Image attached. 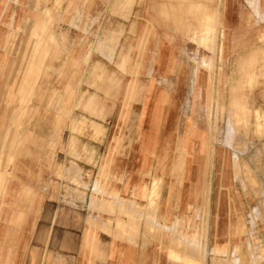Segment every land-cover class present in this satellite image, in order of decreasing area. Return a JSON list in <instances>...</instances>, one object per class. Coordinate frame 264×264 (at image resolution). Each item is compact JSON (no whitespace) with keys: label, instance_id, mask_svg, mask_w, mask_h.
Segmentation results:
<instances>
[{"label":"rangeland","instance_id":"1","mask_svg":"<svg viewBox=\"0 0 264 264\" xmlns=\"http://www.w3.org/2000/svg\"><path fill=\"white\" fill-rule=\"evenodd\" d=\"M246 3L257 5L0 0V198L13 185L1 227L18 230L33 208L30 166L43 147L44 196L65 184L66 196L90 198L91 238L150 247L171 264H264V94L246 92V50L216 60L221 24L196 8L218 4L224 16L235 4L246 31ZM228 83L234 91H216ZM89 119L100 123L94 133ZM142 152L143 169L115 167ZM130 180L132 191L116 193Z\"/></svg>","mask_w":264,"mask_h":264},{"label":"crops","instance_id":"2","mask_svg":"<svg viewBox=\"0 0 264 264\" xmlns=\"http://www.w3.org/2000/svg\"><path fill=\"white\" fill-rule=\"evenodd\" d=\"M256 3V6L249 3L245 5L246 16H243L242 19H246V31L245 26L236 25L235 4L226 9L227 14L224 13V16L223 13L221 14L222 10L220 9L222 8L218 4L217 6L201 4L200 6H196V8L201 9V14L205 13V15H201L202 18L209 16L213 19L214 17L213 20H216V22L218 20L221 24L220 30H223L224 35L222 38L219 36L220 40L217 47L221 41L223 51L220 55L217 50V61H223V59L243 60L245 58L242 56V53L246 50V80L249 78L248 85H251L250 89L246 85V92L256 94V99L259 101L260 97L257 96L264 94V65L262 64L264 61V0H256ZM208 13L209 15H207ZM249 21L253 25L249 26ZM241 23L244 24L245 22L242 21ZM240 33L242 35L239 36L238 34ZM240 46L246 47L240 49ZM236 51L239 53L237 54ZM153 58L155 59L154 54ZM161 58L165 62L170 59L165 51H163ZM196 60H201V58L198 57ZM201 68L199 65L197 77H199ZM164 71V75H166V67ZM188 74L189 71L187 76ZM197 77L195 83L197 91L206 92L207 90L204 87L207 85H198ZM229 86L230 84L228 83L226 89L219 88L216 91H234L228 89L227 87ZM219 87H224V85ZM81 95L84 96L85 92ZM124 115V113L121 115L122 121L124 120ZM107 117L108 113L104 107L101 118L105 119ZM86 119V117H82L80 122L85 125ZM89 124L93 133L96 124L100 125L99 122L93 119H89ZM50 139H52L50 136L44 135L41 138V142ZM113 148L114 146L107 149L108 157H113ZM46 152L47 149L43 147L35 149V161L30 167L31 172L34 174L36 195L31 202L33 208L26 214V219L21 223L18 230H14L13 226L8 231L6 228H2L0 224V264H171L168 259L164 258L166 255L164 256L163 253L156 252L150 247H146L145 251H141L139 246L127 244L115 236L108 237L106 236L107 234L104 235L101 232L97 234L93 233L91 238L92 229L88 228V232L86 231V219L91 215L88 208L90 198L66 196L63 194L65 184L60 186L58 192H55L53 197L44 196L43 192L46 190L43 185L46 178L45 174L46 172H50L47 169V165L43 163L49 157V155H46ZM137 155L133 159V165H123L121 159H118V161L116 159L115 167L122 169L124 166L126 170L130 168L131 171L134 170L135 166L143 169L146 162L150 160V155L147 156L146 162H144L145 154L143 152ZM84 167L87 166L84 165ZM235 179H239L238 173ZM134 184L136 183L131 180L128 182L122 181L116 184V193L118 190L119 194L125 195L134 189ZM66 186L68 189L67 184ZM138 187L135 188L138 190ZM12 190L13 185L9 181L0 198V204H3L1 206L3 209H6V203H11L9 201L13 200L9 196ZM163 204V213L165 211L169 212L170 209L165 201ZM132 207L137 208L134 205ZM137 210L139 211L140 209L137 208ZM97 215L99 216V214ZM7 216L6 211L0 213L1 220H6ZM95 235H97V238H95Z\"/></svg>","mask_w":264,"mask_h":264},{"label":"bare ground","instance_id":"3","mask_svg":"<svg viewBox=\"0 0 264 264\" xmlns=\"http://www.w3.org/2000/svg\"><path fill=\"white\" fill-rule=\"evenodd\" d=\"M194 153H195V151H194ZM188 156H190V155H188ZM193 156H194V155H193ZM195 158H196V157H195ZM189 160H190V161H191V160L193 161L194 159H192L191 157H189V158L186 160V166H188V163H189L188 161H189ZM185 168H186V167H185ZM185 168H184V169H185ZM181 169H183V167H181ZM184 221H185V220H184Z\"/></svg>","mask_w":264,"mask_h":264}]
</instances>
